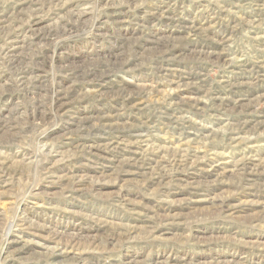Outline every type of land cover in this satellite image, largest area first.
Listing matches in <instances>:
<instances>
[{"label": "rangeland", "instance_id": "obj_1", "mask_svg": "<svg viewBox=\"0 0 264 264\" xmlns=\"http://www.w3.org/2000/svg\"><path fill=\"white\" fill-rule=\"evenodd\" d=\"M55 246L264 264V0H0V264Z\"/></svg>", "mask_w": 264, "mask_h": 264}, {"label": "bare ground", "instance_id": "obj_2", "mask_svg": "<svg viewBox=\"0 0 264 264\" xmlns=\"http://www.w3.org/2000/svg\"><path fill=\"white\" fill-rule=\"evenodd\" d=\"M4 25V24H3ZM14 40V39H13ZM18 47V46H17ZM9 54V53H8ZM194 103V102H193ZM192 103V104H193ZM41 110V109H40ZM112 125V124H111ZM156 146V145H155ZM50 151V150H49ZM47 153V152H46ZM187 157V156H186ZM189 157V156H188ZM167 165V164H166ZM165 166V165H164ZM157 168V167H156ZM76 182V181H75ZM74 183V182H73ZM24 194V193H23ZM22 219V218H21ZM22 222V221H21ZM36 226V225H35ZM24 232V231H23ZM18 235V234H17ZM11 236V235H10ZM126 237V236H125ZM18 238V237H17ZM11 241V240H10ZM14 242V241H13ZM11 244V243H10ZM3 249V248H2ZM69 249V248H68ZM87 249V248H86ZM14 252V251H13ZM69 251H67L66 250V248H65V250H62V247H52L51 249H49V251H48V264H63L64 263V261L65 260H67L68 259V257L66 256L67 255V253H68ZM1 253V252H0ZM9 253H11V252H9ZM3 256V255H2ZM72 256H73V254H72ZM11 257V256H10ZM71 257V256H70ZM12 258V257H11ZM47 258V257H46ZM73 258H75V259H73ZM7 259V258H6ZM14 259V258H13ZM70 259H73L72 261H76L77 260V257H72V258H70ZM69 259V260H70ZM9 260V259H8ZM11 260V259H10ZM97 262V261H96ZM210 262V261H209ZM208 262V263H209ZM215 262V261H214ZM217 262V261H216ZM229 262V261H228ZM227 262V263H228ZM66 263V262H65ZM221 263H222V261H221ZM231 263V262H230ZM93 264V263H92ZM182 264V263H181ZM210 264V263H209Z\"/></svg>", "mask_w": 264, "mask_h": 264}]
</instances>
